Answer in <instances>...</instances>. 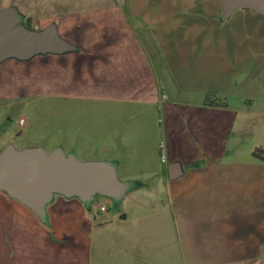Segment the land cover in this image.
<instances>
[{"label": "crops", "instance_id": "obj_1", "mask_svg": "<svg viewBox=\"0 0 264 264\" xmlns=\"http://www.w3.org/2000/svg\"><path fill=\"white\" fill-rule=\"evenodd\" d=\"M8 7L70 48L51 56L50 135L18 146L5 128L0 151L47 141L48 154L111 165L125 192L111 209L106 195L92 208L94 198L53 191L42 220L0 189V264H264L251 54L221 49V1L0 2ZM4 68L14 76L0 83V106L39 93L23 68Z\"/></svg>", "mask_w": 264, "mask_h": 264}, {"label": "water", "instance_id": "obj_2", "mask_svg": "<svg viewBox=\"0 0 264 264\" xmlns=\"http://www.w3.org/2000/svg\"><path fill=\"white\" fill-rule=\"evenodd\" d=\"M225 16L237 7L264 14V0H220ZM70 45L60 39L52 25L43 30L26 28L13 7L0 9V61L8 56L24 58L39 52H61ZM0 189L44 219L45 203L53 191L77 195L89 202L94 194L122 197L123 183L114 168L101 162H81L64 157L59 150L46 154L41 148L17 151L11 144L0 151Z\"/></svg>", "mask_w": 264, "mask_h": 264}, {"label": "rangeland", "instance_id": "obj_3", "mask_svg": "<svg viewBox=\"0 0 264 264\" xmlns=\"http://www.w3.org/2000/svg\"><path fill=\"white\" fill-rule=\"evenodd\" d=\"M11 1L20 4V0ZM145 1L156 2L158 0ZM0 2H3V0H0ZM218 23V34L221 40H223L221 41L222 50L247 51L251 54L250 61L252 64V72L250 79L252 87L250 89V100L252 106L248 108L246 115L248 117L247 119H249L248 125L251 126L250 144L252 148L263 147L264 71L260 72L262 68H258V66L261 62L260 60L264 58V16L257 15L250 8L237 7L234 9L233 14L229 16H225L222 11ZM24 24L26 28L33 29V26L36 25L34 17L30 18L29 21H25ZM51 56L52 52H39L30 54L24 58L8 56L0 61V70L2 69L0 72L1 85L5 83L7 78H12L14 76V73H8L4 68L10 65L11 67L23 68L24 72L21 74L22 80L26 81L30 89L35 88L39 92L35 96L29 95L28 97H23L20 102L14 99L12 101L8 99L5 101V105L0 106V119L1 115H5V121H0V135L5 128H11L12 133L17 135L15 136V142L18 146L22 144L23 146H29V143L34 141V139L31 138L33 135L32 132L34 131L45 135V137L50 135ZM43 57L48 61L41 65L38 61ZM259 85L261 88L256 89ZM35 109L38 110L34 112ZM25 117L28 119L27 124V119ZM21 118L25 119L23 127L19 125V120ZM37 118L40 119V123H37ZM20 132H22V136L18 135ZM40 144L43 147L40 146L39 148L45 153L50 151V142L44 141ZM28 149L31 148L29 147ZM102 197L103 196L100 194H95L91 202V207H95L98 199ZM110 199H112L113 202L109 206L111 209H115L118 204L112 197Z\"/></svg>", "mask_w": 264, "mask_h": 264}, {"label": "built area", "instance_id": "obj_4", "mask_svg": "<svg viewBox=\"0 0 264 264\" xmlns=\"http://www.w3.org/2000/svg\"><path fill=\"white\" fill-rule=\"evenodd\" d=\"M165 97H166V95H165V94H162V95H161V100L164 99ZM24 124H25V119L21 118V119L19 120V125H20V127H23ZM161 150H162V148H161ZM160 157H161V160H162V161L165 160L164 153L161 152ZM101 210H105V207H101Z\"/></svg>", "mask_w": 264, "mask_h": 264}, {"label": "trees", "instance_id": "obj_5", "mask_svg": "<svg viewBox=\"0 0 264 264\" xmlns=\"http://www.w3.org/2000/svg\"><path fill=\"white\" fill-rule=\"evenodd\" d=\"M255 156L261 160H264V151L256 149L254 152Z\"/></svg>", "mask_w": 264, "mask_h": 264}]
</instances>
